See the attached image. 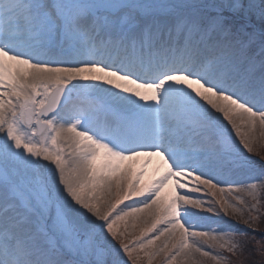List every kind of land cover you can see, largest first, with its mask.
<instances>
[{
	"label": "snow or ice",
	"instance_id": "snow-or-ice-1",
	"mask_svg": "<svg viewBox=\"0 0 264 264\" xmlns=\"http://www.w3.org/2000/svg\"><path fill=\"white\" fill-rule=\"evenodd\" d=\"M262 142L264 0H0V264H264Z\"/></svg>",
	"mask_w": 264,
	"mask_h": 264
},
{
	"label": "rangeland",
	"instance_id": "rangeland-1",
	"mask_svg": "<svg viewBox=\"0 0 264 264\" xmlns=\"http://www.w3.org/2000/svg\"><path fill=\"white\" fill-rule=\"evenodd\" d=\"M257 147H258V149H259L260 151L264 152V142H262L261 144H258ZM212 219L215 220V219H217V218H216V217H213ZM226 219H227V218H226ZM213 226H215V225L213 224ZM154 264H157V262H154Z\"/></svg>",
	"mask_w": 264,
	"mask_h": 264
},
{
	"label": "trees",
	"instance_id": "trees-1",
	"mask_svg": "<svg viewBox=\"0 0 264 264\" xmlns=\"http://www.w3.org/2000/svg\"><path fill=\"white\" fill-rule=\"evenodd\" d=\"M262 227H264V224H262Z\"/></svg>",
	"mask_w": 264,
	"mask_h": 264
}]
</instances>
